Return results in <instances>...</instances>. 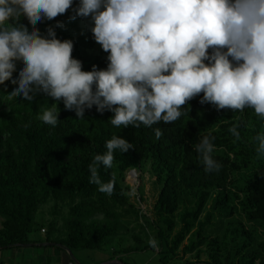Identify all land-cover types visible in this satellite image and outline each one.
I'll return each mask as SVG.
<instances>
[{"label": "trees", "instance_id": "obj_1", "mask_svg": "<svg viewBox=\"0 0 264 264\" xmlns=\"http://www.w3.org/2000/svg\"><path fill=\"white\" fill-rule=\"evenodd\" d=\"M78 2L73 0V6ZM70 15L71 9L36 27L46 34L48 26L62 21L64 27H55L57 37L74 42L72 55L82 61L83 70L93 64L105 68L108 54L96 43L89 21L69 20ZM20 23L31 30L26 17ZM21 67L17 61L13 78ZM14 87L11 80L0 84V254L41 243L30 235L44 231L46 241L55 243L47 247L58 248L69 262L71 252L103 249L108 238L117 237L119 246L132 238L136 250L157 251L163 264L187 255V264H264V156L257 158L254 140L264 132V118L252 108L217 111L211 104H200L201 93L188 102V114L175 122L116 127L110 111L101 114L93 106L79 119L61 100L59 122L53 127L38 119L41 106L50 107L53 99L38 92L32 101L20 96L10 100ZM232 126H238L239 139L228 131ZM157 129L162 132L159 138ZM209 134L212 156L222 165L218 172H206L194 148ZM113 135L134 148L115 152L112 168H99L104 182L115 175L109 196L89 183L88 166L107 150L105 142ZM130 170H136L139 181L146 175L152 180L157 197L150 213L131 199ZM138 192L145 202L143 184ZM49 202L52 219L40 224L36 214ZM57 217L63 219L61 224ZM150 237L157 247L148 244ZM112 249L117 260L127 252Z\"/></svg>", "mask_w": 264, "mask_h": 264}, {"label": "clouds", "instance_id": "obj_2", "mask_svg": "<svg viewBox=\"0 0 264 264\" xmlns=\"http://www.w3.org/2000/svg\"><path fill=\"white\" fill-rule=\"evenodd\" d=\"M71 9L69 20L89 21V29L107 55V66L83 70L73 57L74 42L57 37V20L42 34L36 25ZM26 17L31 30L23 23ZM17 61L22 62L13 78ZM16 85L10 100L32 101L38 92L51 97L38 119L55 127L58 102L79 119L95 106L116 127H151L188 114V102L203 93L200 104L219 110L250 107L264 118V0H0V84ZM238 126L228 131L240 138ZM162 132L157 129L159 138ZM211 134L194 145L206 172L222 165L212 153ZM257 158L264 156V132L254 137ZM88 169L89 183L112 195L115 175L102 181L99 168L110 169L114 153L133 144L119 135L105 142ZM148 244L158 245L155 237Z\"/></svg>", "mask_w": 264, "mask_h": 264}, {"label": "rangeland", "instance_id": "obj_3", "mask_svg": "<svg viewBox=\"0 0 264 264\" xmlns=\"http://www.w3.org/2000/svg\"><path fill=\"white\" fill-rule=\"evenodd\" d=\"M98 44V43H97ZM99 45V44H98ZM127 180L132 185V191L130 193L131 199L134 203H136L138 206L142 208L144 212L150 213V210L156 200L157 194L154 189L152 180L149 178V175L144 176L143 181H139L138 179V173H133L131 170L127 174ZM144 185V199L145 202L141 201L139 199V192H138V186ZM53 206L52 202H49L48 204H45L40 208V210L36 214V221L40 224L47 225V222L52 219L51 215V208ZM62 211L67 212V207H64ZM1 220V219H0ZM58 223H62L63 219L61 217H57ZM47 228V227H46ZM43 230V229H42ZM130 234V233H129ZM128 233L125 235H129ZM48 235L44 231L34 232L30 235V239L32 241H42L41 243L37 242L36 244H30L25 245L22 248L16 249V251H13L12 253L11 249L4 251L3 255L1 256L2 260L5 261H11L12 263H19L20 264H44L47 256L51 253V250L53 252L60 251L58 248H47L53 247L54 243L47 242L46 238ZM145 238V236L143 235ZM147 240V239H146ZM107 245L103 247V249H77L74 251L73 254H71V258L74 256L78 264H82L81 261L87 263V264H102L104 262H108L111 260H115L117 258L114 257L113 253V247H115L116 251L119 249H125L126 253L119 254L120 261L124 264H163L161 262L160 255L157 251H154L152 249L147 250H136L137 243L132 238H126L125 241L121 246L120 241L117 237H110L106 240ZM32 249L34 248V255H28L27 253H24V259L16 258V255H18L20 250L23 249ZM61 257L64 254L62 251ZM21 253V252H20ZM73 255V256H72ZM207 255L206 251L203 254V258H205ZM32 258V259H31ZM81 260V261H80ZM57 264H63L62 260H55ZM188 261H191V255H188L185 258H178L174 259L170 262V264H187ZM105 264V263H104Z\"/></svg>", "mask_w": 264, "mask_h": 264}, {"label": "crops", "instance_id": "obj_4", "mask_svg": "<svg viewBox=\"0 0 264 264\" xmlns=\"http://www.w3.org/2000/svg\"><path fill=\"white\" fill-rule=\"evenodd\" d=\"M55 245V244H54ZM33 246H34V244H33ZM48 248V247H47ZM52 249V248H51ZM54 250V249H53ZM53 250H51V253L47 256V258H46V260H45V262H44V264H57L56 263V261L55 260H62V262H63V264H75L73 261L72 262H69L68 261V259H67V256L66 255H63L62 257L60 256L61 255V252L60 251H58V252H53ZM12 251V253H14L13 251H16V250H11ZM21 252V253H20ZM22 252H24V253H27L28 255H34V248H32V249H23V250H20L19 251V253H18V255H16V258H19V259H21L22 257H24V253H22ZM1 256L3 255V253H1L0 254ZM1 256H0V262L1 261H3L4 263H8V264H14V263H12L11 261H5V260H2L1 259ZM188 256V255H187ZM187 256H185V257H187ZM185 257H183V258H185ZM182 258V257H181ZM22 259H24V258H22ZM32 259V258H31ZM117 260V259H116ZM81 261V260H80ZM112 261V260H111ZM118 261H120V260H118ZM82 262V264H87V263H85V262H83V261H81ZM109 262V261H108ZM105 264H107L106 262H104ZM104 263H102V264H104ZM15 264H20V262L18 263H15ZM111 264H113V263H111ZM117 264H120V263H117Z\"/></svg>", "mask_w": 264, "mask_h": 264}, {"label": "water", "instance_id": "obj_5", "mask_svg": "<svg viewBox=\"0 0 264 264\" xmlns=\"http://www.w3.org/2000/svg\"><path fill=\"white\" fill-rule=\"evenodd\" d=\"M54 244H55V243H54ZM28 245H30V244H28ZM70 254H73V253L71 252ZM72 256H73V255H72ZM72 261H73L75 264H78L74 256L72 257ZM106 263H107V264H111V263H113V264H117V263L124 264V263H122L121 261H118V260H116V259H115V260H112V261H109V262H106ZM195 264H203V263H195Z\"/></svg>", "mask_w": 264, "mask_h": 264}, {"label": "built area", "instance_id": "obj_6", "mask_svg": "<svg viewBox=\"0 0 264 264\" xmlns=\"http://www.w3.org/2000/svg\"><path fill=\"white\" fill-rule=\"evenodd\" d=\"M131 171H132L133 173H135V174L137 173L136 170H131ZM43 230H45V229H43ZM4 264H8V263H4Z\"/></svg>", "mask_w": 264, "mask_h": 264}]
</instances>
